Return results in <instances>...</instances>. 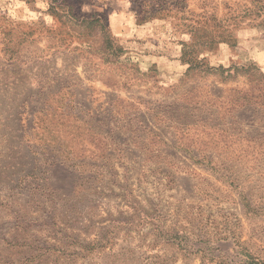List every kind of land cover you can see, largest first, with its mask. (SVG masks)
Instances as JSON below:
<instances>
[{
	"label": "rangeland",
	"instance_id": "374dc122",
	"mask_svg": "<svg viewBox=\"0 0 264 264\" xmlns=\"http://www.w3.org/2000/svg\"><path fill=\"white\" fill-rule=\"evenodd\" d=\"M0 264H264V0H0Z\"/></svg>",
	"mask_w": 264,
	"mask_h": 264
}]
</instances>
